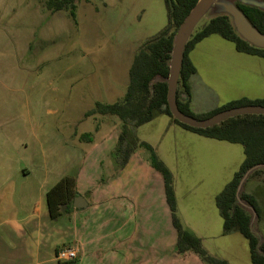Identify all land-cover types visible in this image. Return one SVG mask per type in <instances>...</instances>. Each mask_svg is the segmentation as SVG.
Masks as SVG:
<instances>
[{"label":"crops","instance_id":"1","mask_svg":"<svg viewBox=\"0 0 264 264\" xmlns=\"http://www.w3.org/2000/svg\"><path fill=\"white\" fill-rule=\"evenodd\" d=\"M47 1L37 0L35 4L39 5L41 19L63 22L67 17L64 18L62 13L68 12L47 9ZM108 2L78 0L77 23L72 20L73 23L78 28L79 21H93L100 6L108 7ZM81 5H84L83 10L79 9ZM91 28H94L92 23ZM163 29L157 28L155 32ZM160 31L132 40L135 50ZM91 36L93 40L96 38L94 31ZM91 43H87L88 49ZM81 44L85 45L83 39ZM246 55L251 59L261 58ZM135 56L128 53L126 74L115 73L113 82H101L99 78L91 82L100 97L96 102L112 104L123 99ZM246 61L247 69H255L259 76V93L244 98L264 99V64L257 60ZM123 88H126L125 93ZM192 98L190 96L191 109L196 113ZM2 106L0 101V264H60L56 258L57 251L63 246L73 245L80 250L77 264H205L193 252L176 253L178 233L166 200L164 179L152 167L149 153L138 148L127 165L118 168L113 152L121 134L119 118L101 115L86 118V112L93 106L78 119L66 113L65 130L61 131L57 124H39L37 115L31 110L21 114L14 108L5 110ZM222 106H214L201 114ZM49 114L55 112L50 111ZM159 117H164L160 119L163 124H168V130L179 127L169 116ZM88 120L101 121L103 125H93V129L88 130L84 128ZM85 134H89L90 139H82ZM22 135L26 139L22 140ZM44 136L47 137L43 139ZM151 144L173 174L181 221L211 253L200 233L201 224L188 223L182 217L186 212L182 209L186 206L183 194L188 186L183 188L181 169L176 171L159 147ZM172 151L177 152L175 148ZM70 174L76 175L78 197H82L86 204L80 202L84 207L77 209L73 202V208L53 222L47 194ZM193 193L186 194L188 199ZM220 259L233 264L229 258L220 256Z\"/></svg>","mask_w":264,"mask_h":264},{"label":"rangeland","instance_id":"2","mask_svg":"<svg viewBox=\"0 0 264 264\" xmlns=\"http://www.w3.org/2000/svg\"><path fill=\"white\" fill-rule=\"evenodd\" d=\"M36 2L0 0V101L5 110L11 107L21 114L31 110L39 124H57L61 131L65 130L66 113L78 119L100 101L91 83L94 79L113 82L115 73L126 74L128 53L136 55L145 43L135 50L132 40L157 33L160 30L155 29H163L169 21L164 0H109V6H100L93 21H79L78 28L66 12L62 13L67 17L63 22L41 19ZM90 31L96 34L94 40ZM88 42H92L89 49ZM190 58L197 69L190 80L196 114L258 95L259 76L255 69H247L246 60L264 64V59L239 53L232 42L218 35L199 43ZM122 90L125 93L126 88ZM50 111L55 114L50 115ZM160 118L164 117L138 128L136 136L155 143L170 165L176 171L181 169L183 188L188 186L183 194V219L201 224L200 233L212 256L229 258L233 264H252L248 240L239 233L223 235V219L216 205L217 195L245 159L244 147L206 138L180 126L168 130V124ZM95 122L88 120L84 128L103 125ZM191 192L188 199L186 194ZM242 192L254 194L260 205L261 215L254 221V230L261 233L264 245V173L251 175Z\"/></svg>","mask_w":264,"mask_h":264},{"label":"trees","instance_id":"3","mask_svg":"<svg viewBox=\"0 0 264 264\" xmlns=\"http://www.w3.org/2000/svg\"><path fill=\"white\" fill-rule=\"evenodd\" d=\"M77 1L48 0L46 7L54 12L67 11L72 20L77 23ZM197 2L198 0H165L168 24L140 47L129 72L130 82L123 99L112 104L96 102L94 108L86 112V117L110 115L118 117L122 122L119 141L113 152L118 168H124L138 148H143L149 153L152 167L164 179L166 200L172 214L173 226L178 233L176 253L183 255L187 252H193L205 264H229V262L212 256L205 249L202 240L183 225L178 215L173 174L164 161L160 159L154 147L148 142L138 139L136 129L154 121L161 115H167L175 124L195 134L242 145L245 159L233 179L217 195L216 205L223 219V235L239 233L244 236L249 242L252 264H264V245L258 246L259 239L250 229L251 216L236 204V192L243 175L252 167L264 164V115L231 118L208 129L191 128L179 123L171 115L167 103V83L157 82L151 86V82L157 77L163 79L169 77V62L175 33ZM239 7L254 27L264 34V12L243 5H239ZM213 35H218L232 42L240 53L264 59V50L254 48L243 41L235 32L229 17L220 16L200 25L189 41L185 52L178 92L180 110L191 117L207 119L232 108L249 105L264 106V99L250 100L243 98L231 101L208 113L196 114L192 111L189 80L196 75L197 69L189 55L197 44ZM181 94H185L187 99H184ZM82 139H90L89 134L83 135ZM263 173L264 170H257L252 175L258 176ZM78 195L75 174L65 176L48 192L47 202L53 222L58 221L67 213L69 208H73V202ZM242 198L255 208L260 217L261 208L256 197L244 193ZM60 264H77V260Z\"/></svg>","mask_w":264,"mask_h":264},{"label":"water","instance_id":"4","mask_svg":"<svg viewBox=\"0 0 264 264\" xmlns=\"http://www.w3.org/2000/svg\"><path fill=\"white\" fill-rule=\"evenodd\" d=\"M239 5L256 8L264 12V0H198L175 33L169 62V77L167 79L157 77L151 82V86L157 82L167 83V103L170 113L173 118L181 124L195 129H208L220 125L231 118L247 115H264V106L249 105L224 110L207 119H198L183 113L178 105L179 83L186 48L200 25L217 17L227 16L230 18L235 32L243 41L254 48L264 50V34L254 27ZM181 96L187 99L185 94H181ZM257 170H264V164L252 167L243 175L236 192V204L248 214L251 213L250 229L252 233L258 237V246L260 247L261 233L254 230V221L256 218H259V215L255 208L242 198V191L247 179ZM80 202L86 204V201L82 197H77L74 201V206L77 209H82L84 207Z\"/></svg>","mask_w":264,"mask_h":264},{"label":"built area","instance_id":"5","mask_svg":"<svg viewBox=\"0 0 264 264\" xmlns=\"http://www.w3.org/2000/svg\"><path fill=\"white\" fill-rule=\"evenodd\" d=\"M79 253L77 246H63L57 251L56 258L60 263L72 262L78 259Z\"/></svg>","mask_w":264,"mask_h":264}]
</instances>
